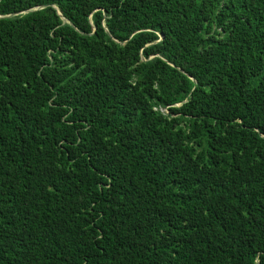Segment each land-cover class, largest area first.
Returning a JSON list of instances; mask_svg holds the SVG:
<instances>
[{"label": "trees", "instance_id": "trees-1", "mask_svg": "<svg viewBox=\"0 0 264 264\" xmlns=\"http://www.w3.org/2000/svg\"><path fill=\"white\" fill-rule=\"evenodd\" d=\"M0 264H264V0H0Z\"/></svg>", "mask_w": 264, "mask_h": 264}, {"label": "water", "instance_id": "water-1", "mask_svg": "<svg viewBox=\"0 0 264 264\" xmlns=\"http://www.w3.org/2000/svg\"><path fill=\"white\" fill-rule=\"evenodd\" d=\"M9 16V15H8ZM62 18L65 20V18L62 16Z\"/></svg>", "mask_w": 264, "mask_h": 264}]
</instances>
